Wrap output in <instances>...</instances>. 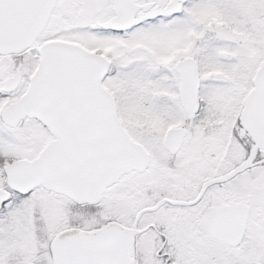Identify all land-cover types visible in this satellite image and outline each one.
<instances>
[{
	"label": "snow or ice",
	"instance_id": "1",
	"mask_svg": "<svg viewBox=\"0 0 264 264\" xmlns=\"http://www.w3.org/2000/svg\"><path fill=\"white\" fill-rule=\"evenodd\" d=\"M0 264H264V0H0Z\"/></svg>",
	"mask_w": 264,
	"mask_h": 264
}]
</instances>
